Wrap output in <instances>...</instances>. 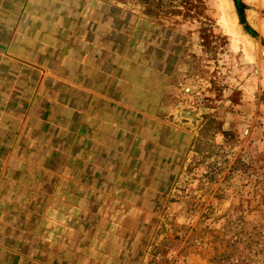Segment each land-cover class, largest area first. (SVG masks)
<instances>
[{"label":"crops","instance_id":"crops-1","mask_svg":"<svg viewBox=\"0 0 264 264\" xmlns=\"http://www.w3.org/2000/svg\"><path fill=\"white\" fill-rule=\"evenodd\" d=\"M180 45L114 0H0V264H66L113 206L162 196L189 148Z\"/></svg>","mask_w":264,"mask_h":264},{"label":"rangeland","instance_id":"rangeland-1","mask_svg":"<svg viewBox=\"0 0 264 264\" xmlns=\"http://www.w3.org/2000/svg\"><path fill=\"white\" fill-rule=\"evenodd\" d=\"M114 1L179 34L167 110L189 148L155 204L113 206L66 264H264V0Z\"/></svg>","mask_w":264,"mask_h":264},{"label":"bare ground","instance_id":"bare-ground-1","mask_svg":"<svg viewBox=\"0 0 264 264\" xmlns=\"http://www.w3.org/2000/svg\"><path fill=\"white\" fill-rule=\"evenodd\" d=\"M227 1H228V0H227ZM226 3H227V2H226ZM229 4H230V2H229ZM222 7H223V5L221 6V8H222ZM231 7H232V6H231ZM231 7L228 5L227 8H226V12H228V11L230 10ZM222 10H223V8H222ZM228 15H229V13H228ZM228 19H229L230 21L233 20L232 17H231V18L229 17ZM230 21H229V22H230ZM227 23H228V21L226 22V24H227ZM228 25H229V24H228ZM228 25H227V26H228ZM230 28H231V27H230ZM232 28H233V27H232ZM233 29H234V28H233Z\"/></svg>","mask_w":264,"mask_h":264}]
</instances>
